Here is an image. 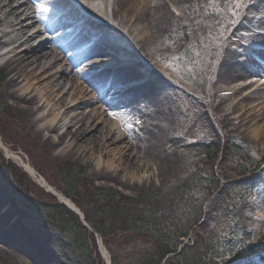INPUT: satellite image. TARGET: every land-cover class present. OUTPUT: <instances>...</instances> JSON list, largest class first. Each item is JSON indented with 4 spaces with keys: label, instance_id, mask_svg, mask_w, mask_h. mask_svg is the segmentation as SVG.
Wrapping results in <instances>:
<instances>
[{
    "label": "rangeland",
    "instance_id": "rangeland-1",
    "mask_svg": "<svg viewBox=\"0 0 264 264\" xmlns=\"http://www.w3.org/2000/svg\"><path fill=\"white\" fill-rule=\"evenodd\" d=\"M217 1L220 4H217ZM233 1L237 3V0ZM247 1L239 0L240 6L231 10V0H204V3H199L198 0H192L191 2L184 0L188 4L180 6L179 9L173 6L174 1L172 0L170 5L166 6L170 10L168 14L174 21L170 25H164L162 28L163 35L158 36L156 34L153 36L152 32L149 31L150 22L153 20H149L148 16H141L140 13L135 14L132 8L128 10V7L126 9L120 7L116 9L119 20L128 21L130 17L136 16L134 21L143 23L140 33L149 31L145 36V40L141 42V47H139L141 52L137 51V53L146 59L148 63L146 67L149 71L151 64H153L154 71L159 75L153 74L149 83L152 84L150 89L153 88L158 93L156 98L161 110L160 112L155 111L156 115L150 117L151 121L149 120V123L151 126L157 125L159 127L158 131L162 135V140L154 148L152 147L153 144H148L152 140V136L159 137L155 129L152 128L149 129L150 136L144 134L141 141H145L147 148L153 151L154 156L163 161L164 169L156 166L154 159H147L145 154H140V157L144 159V162H149V167H139L137 162L131 166L128 158L130 153L127 156L128 161L124 164H119V156L111 154L106 156V160L109 162L116 160L119 164V170H128L126 173L128 177L125 179L126 183L120 179L123 177L121 173L116 183L103 181L95 175L94 171L96 159L102 151L99 145L93 150L91 141L89 139L85 140V136L88 135V128L84 124L76 125V128L69 133L70 137H64L67 143L74 142L77 147H83L82 152L84 154L76 157L74 151H72L65 157L59 156L57 153L59 146L56 145V140L63 133L54 135L50 140L51 144H48L47 139L42 140L41 137L39 138L37 124L31 115V111L24 108L25 106L17 105L14 101L7 99L6 80L8 77L6 69H3L0 64V70L2 71V80L0 81V125L2 128L9 130L5 131V135L3 134L5 140V144L4 142L3 144L10 152L9 157L13 158L20 169L23 167L22 164H29L45 180L49 177L53 184L56 182L55 178L58 176L59 168L63 165H69L77 173L79 171V175L83 180L89 181L102 190L117 192L125 198L136 201L137 207L143 212L139 214V218L145 217L144 221L149 218L146 231H148L150 225H153V230H157L158 234L164 236L166 242L171 245L176 244L179 236L186 234V232L194 235L201 222L196 227L194 225L200 214V218H203L206 207H210L211 217L215 219L214 214L217 215V211L214 209L217 201V191L202 190L203 187L215 185L218 181L215 175L220 179L219 169L221 168V171L226 172L229 168L227 164H220V160L217 159L218 156L213 155L210 157L213 160L210 162L208 170L200 169L198 172L194 170L196 161L203 153L214 149L217 143H223L224 140H227L225 134H218L216 130L226 132L225 129L228 128L233 133L232 139H235L233 142L235 148L237 147L242 156L251 161L250 163L264 159V136L255 138L249 132L256 124L264 127V111L260 112L249 101L247 103L248 107L244 110L242 107L237 108L240 112L231 114L228 118V114L221 113L220 110L230 108L231 103L236 100L235 94L234 92L223 94L216 86L219 70L216 65L220 63L219 58L224 49V41L235 30L234 25L242 11L247 7ZM99 2L98 0L92 2V7L98 8L101 16H105L106 11L100 8L101 4ZM147 2L143 1L142 4L146 6V4L148 5ZM152 4L154 2L150 3L149 6ZM199 4H201L200 7H196ZM102 6L104 5L102 4ZM149 6H147L148 9ZM124 9L125 11H123ZM188 9L192 11H188L187 16H180V10ZM196 10L198 11L196 12ZM231 16L235 17L232 25L229 21ZM142 17L146 21H143ZM221 21H223V24L219 28L217 23ZM228 23L229 28L225 29ZM107 25L112 27L113 31L111 33L103 32L100 35L102 43L100 47L105 49V53L102 59L98 61L102 62L104 59L114 60V64H116L120 58L128 55V50L132 52L135 46L132 45V38L127 36L129 34L128 29H122L121 26L115 24ZM90 32L93 31L87 29V33ZM170 34H173V36H170ZM82 83L80 81L76 85L80 87L83 94H86V86ZM73 84L70 83L69 88ZM225 94H228L227 96L230 94L229 98H223L222 96H226ZM132 101L133 106L129 107V111L134 108L143 110L148 105L145 100L136 99L134 101L132 99ZM228 105L229 107H227ZM85 109L87 115L93 107L87 106ZM4 110L12 115V119H15L12 123L8 121L11 124L5 122L7 119L1 112ZM185 111L190 112L185 115ZM207 111L208 115L205 116ZM106 116L109 117L108 113H106ZM237 117L242 118L235 122L233 119ZM130 118L121 116L118 117V120L121 123L126 122V124L132 125L134 119L132 118L130 122ZM153 120L154 122H152ZM188 123L195 126L187 136ZM209 128L214 131V135L210 133ZM78 130L81 132H76ZM198 130L201 131L195 139H190V135ZM12 132L20 133V136H16ZM47 135L45 133L43 137L46 138ZM206 137L211 138V140L205 141ZM1 139L3 141V136H1ZM223 152L220 151L218 154L226 156V149ZM133 156L134 154L130 158L133 159ZM231 159L228 160V164L234 168L235 164L229 162ZM158 174L160 175L156 176ZM132 176H135V179L129 181V178H133ZM143 179H146V181H141ZM28 185L31 186L30 180H28ZM232 185L233 183L230 186ZM199 186L202 191L198 190ZM33 190L35 191V198H43V203L47 202L49 204L52 203V199H55L41 192L36 186L31 187V191ZM218 191L221 192V188ZM29 194L31 195V193ZM253 195L263 196V194L258 195L256 193H253ZM19 196L14 194L6 185L4 179L0 177V201L2 202L0 212L2 213L8 207H14L12 220L16 222L18 231L22 232L25 239L30 240L36 249L46 252L50 259L41 261L28 246L18 245L16 248L7 249L5 248L7 246L1 245L2 242H0V264H82L79 256L75 253L72 241L75 240L78 247L84 244L88 245L86 234L84 232L76 233V231L69 232L73 237L71 241L68 235L57 229L58 226L55 223L47 224L45 222V210L42 208H37V211L29 210L24 205V199L27 197ZM253 202L262 208L264 207L263 204H259L254 199ZM15 204H19L21 212L16 210ZM44 206L46 207L45 204ZM228 209L226 207L222 214L216 218V222L213 224L214 228L224 226L225 219L229 220L230 217H233V214H229ZM248 211L250 210L245 211L243 206H239L234 214L239 230L244 234L247 226L244 215L248 214ZM25 216H27V220H25ZM153 218H155V222L150 221ZM220 223H223V225H220ZM213 227L211 229H214ZM153 230L149 232L153 234ZM76 234H78L77 239L79 242L76 241ZM132 234L128 241L113 240L108 244L109 257L115 258V264H145L151 246L145 239L134 241L139 237L137 234ZM255 241L261 247L264 246V234L256 237ZM5 251L11 254L6 257L2 256ZM85 252L88 255L87 251ZM98 255L101 264H109V261H106L100 252H98ZM105 256L109 260L106 254Z\"/></svg>",
    "mask_w": 264,
    "mask_h": 264
},
{
    "label": "bare ground",
    "instance_id": "bare-ground-1",
    "mask_svg": "<svg viewBox=\"0 0 264 264\" xmlns=\"http://www.w3.org/2000/svg\"><path fill=\"white\" fill-rule=\"evenodd\" d=\"M95 1L97 0H0V64L7 72V99L14 101L17 105H23L24 108L31 111V115L37 124L39 138L47 139L48 144H51L50 140L54 135L63 133L56 140V145L59 146L58 155L65 157L74 151V155L78 157L84 154L82 152L83 147H77L74 142L67 143L64 137H70L69 133L76 128V125L84 124L88 128V135L85 136V140L91 141L93 150L99 145L102 151L96 159L95 175L105 182L116 183L121 173L123 177L120 179L126 183L128 170H119V164H124L128 158L131 166L137 162L139 167H149V162H144V159L140 157V154H145L147 159H154L155 165L161 169H164L163 161L154 156L153 151L147 148L145 141H141L144 136L131 134L127 129L123 133L119 124L107 118L106 113L132 114L134 120L142 121L141 133L144 132L148 136H150L149 129L154 128L159 137L152 136V140L148 142V144H153L152 147L154 148L162 140V135L158 131L159 127L157 125L151 126L149 123L150 117L156 115L155 111L160 112L161 110L156 98L158 93L153 88L150 89L151 83H145L146 78L144 76H140L141 67L137 64V60L124 62L129 64L114 72V81H112L113 75L109 80V71L113 67L111 64L104 65L111 67L102 69V73L97 75H94L93 72L87 73L78 70V67L84 65L86 68H95L98 65H103L100 62L89 64L91 63L89 62L90 58L100 59L104 55L105 49L100 47L102 43L99 36L103 32H110V28L98 27L94 16L102 22L128 29L129 34L127 36L132 38L135 52L140 53L141 42L145 40L149 31L152 32L153 36L155 34L157 36L163 35V26L173 23L174 19L168 14L170 10L166 6L170 5L172 0H98L101 4L100 8L106 11L105 16H101L98 8L92 7V2ZM143 1H148V5H143ZM173 1V6L178 9L180 6L188 4L184 0ZM185 1L191 2L192 0ZM198 1L204 3V0ZM152 2L154 4L149 6ZM200 5L196 7H200ZM147 6L150 8L148 9ZM119 7L125 9L128 7V10L132 8L135 14L140 13L141 16H148L149 20H153L150 22L149 31L140 33L143 23L134 21L136 16L130 17L128 21L119 20L117 17L119 14L116 13V9ZM259 9L258 13H253ZM188 11L191 12L192 10H180V16H187ZM262 11L264 12V0L247 1V7L240 17L237 28L226 39L224 49L220 54V63L216 65V68L219 67L217 88L223 94L234 92L236 98L232 107L220 110L221 113H227L228 118L231 114L240 112L237 108L242 107L244 110L248 107L249 101L257 110L264 111V53L260 54L258 60L252 59V55V61L249 59L242 61L241 58L245 57L247 49L237 42V39L246 43L251 42V37L247 32L240 31L247 27L246 24L260 23L257 33L264 32L263 16H259ZM142 20L146 21L143 17ZM30 21H34V23ZM73 24H76L78 28H75ZM239 24L241 27H238ZM37 25L43 27L44 33L40 30L36 31ZM31 29L35 31V35L30 34ZM87 29L93 31L92 34L98 38L96 43L92 42L89 35L84 34ZM40 39L43 41L34 46ZM255 41L257 44L264 45V39H260L257 34ZM58 52L65 56V59L68 60V66H73L72 69L59 64ZM131 55L132 58H135L132 52L128 53L127 56L124 55L123 58ZM80 80L86 84V94H83L80 87L76 85V82ZM135 82L144 83L128 89L121 87L122 92H115V86L118 83H121L120 85L127 83L131 86ZM70 83L73 86L69 88ZM229 86H233V88ZM31 94L33 95L29 97ZM112 95L119 97L109 99ZM229 96L222 97L226 99ZM132 99L134 101L136 99L145 100L148 105L143 110L134 108L131 112L125 111L128 105L129 107L133 106ZM95 104L105 106L106 110L103 107H97ZM87 106H92L93 109L86 115L85 108ZM241 118L237 117L233 120L237 122ZM249 132L253 137L258 138L264 136V127L256 124ZM45 133L48 134L46 138L43 137ZM0 148H3L1 140ZM5 153L10 155L9 150H5ZM129 153L130 157L134 154L133 159L136 161L130 157L127 158ZM111 154L119 156V164L116 160L110 162L106 160V156ZM22 165L41 186L53 191L43 179L34 174V170L25 163ZM132 177L129 178V181L135 179V176ZM146 179L141 181H146ZM57 195L62 201L71 204L60 194ZM8 209L3 214V218L0 217L1 245L4 244L7 249L16 248L18 245L28 246L41 261L49 260L46 252L36 249L35 245L30 240L25 239L22 232L18 231L17 224L12 222L9 217L11 213ZM9 254L11 253L5 251L2 256L6 257Z\"/></svg>",
    "mask_w": 264,
    "mask_h": 264
},
{
    "label": "trees",
    "instance_id": "trees-1",
    "mask_svg": "<svg viewBox=\"0 0 264 264\" xmlns=\"http://www.w3.org/2000/svg\"><path fill=\"white\" fill-rule=\"evenodd\" d=\"M3 115L5 116L6 119L10 120L12 119V116L9 115L8 113L4 112ZM2 130V134L5 135V131L7 130L6 128H1ZM9 131V130H7ZM13 133V132H12ZM16 136H20V133H13ZM0 160L3 161L1 162L2 164V169L5 171V175L7 176V178L12 182V180H14V183H17V185H23L24 188V184H23V180L25 178H27V176L20 170L18 169L16 166H14L12 163H7L4 162V160L2 159V155L0 154ZM58 178L60 179L61 183L63 184V186L71 191V190H75V192H77V188H82L81 184H80V179H78V177L76 176L74 170L72 167L68 166H63L62 168L60 167L58 170ZM21 187V186H19ZM84 190L87 192L88 190L86 188H84ZM97 192V191H96ZM30 193V192H27ZM101 196H99L98 198L96 197H92L91 201L95 202V206H99L102 203L106 202V205L109 206L111 208V210H109V213L112 214V217H106L105 218V222H111V227H112V232L113 233H121L124 232L126 235H128L131 230H133V222L131 221V216L130 214L126 215L125 217H123L121 214H118L117 209H115L113 206L116 205H112L114 204V201H116V199H120L119 196H115L113 197L112 203L110 201H107L103 198H100ZM54 202V200H52ZM103 206V205H101ZM50 207H53L52 209L54 210V213L56 214V218L54 219L56 221V223L58 224V229L64 233H66L67 231H73V230H77V231H84L86 234V229L81 225L79 219L77 216H75L72 212H70L69 210L65 209L63 206L57 204V205H51ZM87 210H86V214H87V220L90 222L92 217L96 216V212H93L92 208L90 209V207L87 205L86 206ZM130 217V218H129ZM53 220V221H54ZM100 225V228L97 229L99 232H101L104 236V224ZM96 225V224H93ZM92 225V226H93ZM95 228V227H94ZM96 230V228H95ZM142 233V232H141ZM140 236H145L144 233L139 234ZM129 235L126 237V240L129 239ZM75 238H77L75 236ZM145 238V237H144ZM141 239V237L139 238ZM138 239L134 240L137 241ZM146 240V239H145ZM75 240H73L74 242ZM146 242H148L151 246V248L149 249V254H148V258L146 260L145 264H173L172 259L170 258V255H172L174 253L173 250H171V248L166 245L164 242H162L159 239H147ZM105 243L108 246V242L105 241ZM81 251H83V248H79ZM180 257L178 256L177 258V264H180Z\"/></svg>",
    "mask_w": 264,
    "mask_h": 264
},
{
    "label": "snow or ice",
    "instance_id": "snow-or-ice-1",
    "mask_svg": "<svg viewBox=\"0 0 264 264\" xmlns=\"http://www.w3.org/2000/svg\"><path fill=\"white\" fill-rule=\"evenodd\" d=\"M237 3L239 4V0H237Z\"/></svg>",
    "mask_w": 264,
    "mask_h": 264
}]
</instances>
